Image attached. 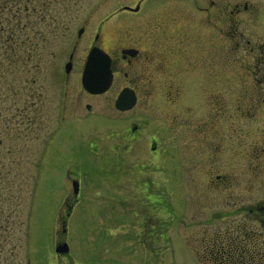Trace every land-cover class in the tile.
Returning a JSON list of instances; mask_svg holds the SVG:
<instances>
[{"label": "rangeland", "instance_id": "rangeland-1", "mask_svg": "<svg viewBox=\"0 0 264 264\" xmlns=\"http://www.w3.org/2000/svg\"><path fill=\"white\" fill-rule=\"evenodd\" d=\"M103 1L16 2L15 7L28 10V14L23 11L26 22L33 18L39 21L34 35L27 29L35 42L36 62L29 68L17 64L14 75L3 79L5 110L9 109L6 114L13 121L3 141L5 156L0 160L9 174L1 177L11 179L20 191L17 210L21 214L17 218L23 222L9 240L13 250L7 247L0 264H28L29 253L33 264H240L235 263L237 259L215 255L218 242L224 239H200L201 228H197L200 236L196 238L183 207L195 214L200 205L221 203L222 199L210 200L218 192L213 183L216 173H227L232 180L228 186L239 190L242 199L264 205V140L260 138L264 104L259 111L255 107L249 110L254 114L251 122H259L248 131L249 123L239 116L252 100L245 89L239 92L237 83L228 84L233 76L244 81V65L249 62L246 40L256 43L264 38L240 22L246 17L243 6L251 5L252 11L253 5L262 8L264 0H213L225 13L234 4L239 7L236 21L223 17L220 29L212 30L213 54L218 50V57L206 52L193 68L195 75L216 76L220 82L219 91L207 99L213 105L207 109L209 113L214 110L219 130L214 138L216 163L202 156L190 157L197 154L196 147L205 138L187 140L180 135L183 132L176 123L183 111H178L182 96L174 90H170L172 96L167 94L166 68L144 62L136 75L135 68L132 71L131 66L118 62L107 92L94 97L82 89L77 75L94 35L98 33V43L110 51L121 35L117 17L129 16L121 12L111 19V15L124 5L135 7L136 0ZM151 1L163 0H145L147 8ZM164 9H156L154 17H164ZM93 11L95 15L87 19ZM106 17L110 18L108 23ZM80 28L84 32L77 39ZM74 45V73L63 94L60 75ZM124 87L136 89L139 97L130 110L119 112L114 102ZM209 113L193 115L204 123ZM250 158L251 164L247 163ZM24 221L31 225V250L22 231ZM249 230L262 250L261 259L253 264H264V228L252 224ZM239 241L251 245L250 239L230 242ZM58 242L67 244L68 254L56 255Z\"/></svg>", "mask_w": 264, "mask_h": 264}, {"label": "flooded vegetation", "instance_id": "flooded-vegetation-1", "mask_svg": "<svg viewBox=\"0 0 264 264\" xmlns=\"http://www.w3.org/2000/svg\"><path fill=\"white\" fill-rule=\"evenodd\" d=\"M102 2L104 1L102 0ZM144 2L145 0H136L135 7L124 5L117 13L111 15V19L115 15H120L121 12H126L129 16L117 17L116 23L119 26V31H121L119 34L121 35L116 38L110 51L104 50L103 44L98 43V33L94 35L89 50L93 46L106 53L110 52L108 54L111 57L113 79L117 74L118 62H124L128 67L131 66L132 71L135 68L136 75L144 62H148L149 66L154 68H166L168 74L165 79H169V84L165 87V90L168 91L167 94L172 96L170 90H174L176 93H181L182 96L183 103L180 104L178 111L182 108L183 111L179 114L181 118H178L179 121L176 123V127L182 129L183 134L180 135L187 138V140L194 137L199 138V136L201 139L205 138L201 145H197V154H191L190 157L202 156L206 161L216 163L215 159L218 157V151L215 146L216 139L214 138L218 137L219 130L215 128L214 110L209 113L210 110L207 109V106L210 105L209 107L213 108L208 100L215 96L216 90L219 91L220 82L216 76H206L205 78L204 76L195 75L193 68L198 65L200 58H204L206 52L211 57L213 55L214 58L218 57V50H215L213 54L215 34L212 30L220 29L223 17L228 16L227 21H236L235 17L239 14V7L234 4L232 9L225 13L220 10L221 8L213 0H207L208 3L201 2V0L151 1L148 8ZM124 7L137 8V10H126L123 9ZM162 8L167 9L164 12L165 16L154 17L158 12L156 9ZM251 8V5L246 4L243 6L246 17L240 22H243L248 30L250 28L264 35V3L262 8L260 4L253 5L252 11ZM147 10H150V12ZM93 15H95L94 11L89 13L86 18L90 19ZM110 18L106 17L105 22L108 23ZM103 23L101 22V24ZM209 27L210 29H208ZM78 39H80V36H78ZM233 42H235V37L230 41L231 44ZM244 50L246 54L249 52V62L247 61V65H244L247 66L246 75L243 77L244 81L233 76L228 84L234 85L237 83L240 88L239 92L246 91L252 100L247 106L246 112L242 111L243 114L239 116V120L249 123L246 128L250 131L251 126L257 125L259 119H254L252 123L254 114L251 112L249 114V110L251 111L255 107L256 111H259L261 104H264V38L261 41L257 40L256 43L246 40ZM75 51L76 47L74 45L67 55L66 63L70 62L68 72L60 75L59 82L63 83L65 89L63 94H66L67 84L71 80ZM85 59L82 63V69L77 75L80 84ZM132 90L136 97V105L139 93L136 89ZM92 96L97 97L99 95ZM260 100L262 101L260 102ZM202 111L209 113L208 119L207 121L204 120V123L200 121V118L193 115ZM235 111L237 112V108L233 110L234 113H236ZM183 116L185 117L183 118ZM261 119L264 120V116H261ZM169 125L172 127L171 123ZM260 134V138L262 137L264 140V129L261 130ZM256 135L258 136V134ZM249 155L251 154L249 153ZM251 160L252 158L247 163L251 164ZM213 181L218 192H215L217 195L213 194L210 200L215 202V200L222 199L220 204L200 205V209H196L195 214L188 213L186 205L183 207L184 212H186L185 218L191 223V227H195L196 238L200 236L197 228L198 230L201 228L200 239H252L251 230H249L252 224L264 228V205H256L260 203L258 201H254L258 202L254 203L248 198L247 200L242 199L239 190L228 186L232 183V180L227 173H216L213 175ZM213 189L210 191L212 192ZM216 222H220V225H214Z\"/></svg>", "mask_w": 264, "mask_h": 264}, {"label": "trees", "instance_id": "trees-1", "mask_svg": "<svg viewBox=\"0 0 264 264\" xmlns=\"http://www.w3.org/2000/svg\"><path fill=\"white\" fill-rule=\"evenodd\" d=\"M17 1L0 0V160L5 156L3 141L11 132L10 127L13 121H11L12 115L10 118L6 114L9 113V109L5 110L7 88L6 84L3 85V79L9 75H14L17 64L22 63V67L26 64L29 68L31 64L36 62L34 57L35 42L31 39V34L28 33L27 29L32 31L34 35L35 24H38L39 20L33 18L26 22L27 19H25L23 11L26 12L27 10L22 11V7H15ZM16 139L19 137L16 136ZM2 174L6 177L9 172L6 165L0 163V256L7 252L9 246L11 247L9 250H13L14 244L12 242L9 245V240L20 229L23 222L20 217L17 218V215L21 214L17 210L20 207V191L11 179H3ZM28 216L29 214L25 218L27 219ZM24 224L22 231L25 233V237L29 239L31 236L30 225H27L25 221ZM255 240L250 239L251 245L248 247L240 244V241L237 244H232L236 242V239L235 241L224 239L218 242L217 252L214 251V253L229 261L237 259L235 263L253 264L262 256V250L258 248Z\"/></svg>", "mask_w": 264, "mask_h": 264}, {"label": "water", "instance_id": "water-1", "mask_svg": "<svg viewBox=\"0 0 264 264\" xmlns=\"http://www.w3.org/2000/svg\"><path fill=\"white\" fill-rule=\"evenodd\" d=\"M110 59L102 51L92 49L87 57L85 64L82 84L90 93H101L105 91L111 82ZM134 96L129 89H123L118 96L115 107L119 110H125L132 107ZM77 192V183L73 184ZM57 253L65 254L68 251L66 243L58 245L55 249Z\"/></svg>", "mask_w": 264, "mask_h": 264}, {"label": "bare ground", "instance_id": "bare-ground-1", "mask_svg": "<svg viewBox=\"0 0 264 264\" xmlns=\"http://www.w3.org/2000/svg\"><path fill=\"white\" fill-rule=\"evenodd\" d=\"M83 32H84V29H83Z\"/></svg>", "mask_w": 264, "mask_h": 264}]
</instances>
